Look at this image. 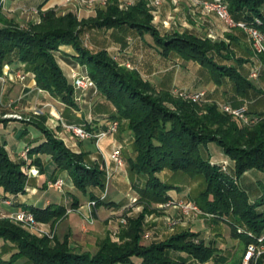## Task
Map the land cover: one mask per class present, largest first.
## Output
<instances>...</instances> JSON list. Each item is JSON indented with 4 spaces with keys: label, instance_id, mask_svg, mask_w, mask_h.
<instances>
[{
    "label": "trees",
    "instance_id": "1",
    "mask_svg": "<svg viewBox=\"0 0 264 264\" xmlns=\"http://www.w3.org/2000/svg\"><path fill=\"white\" fill-rule=\"evenodd\" d=\"M224 1L235 21L252 25L264 33V0ZM89 21L78 20L70 12L56 14L53 9H48L41 14L40 23L30 24L29 29L0 24V74L4 64H23L38 88L66 108L75 109L77 104L72 85L54 55L61 45H70L75 52L72 58L86 67L97 93L114 107L110 119L128 122L134 155L122 159L137 200L144 203L143 210L151 212L148 209L150 204L173 199L169 191L181 190V185L168 182L162 174L169 170L172 177L181 171L187 179H198L202 183L193 202L202 212L211 214L213 220L227 223L229 235L240 240L244 247L253 235L264 229V212L258 210L261 203L251 201L238 183V176L248 170L264 173V111L246 108L250 117L255 116L257 121L245 125L220 110L214 100L202 105L174 99L166 90L156 92L148 80L137 71L120 65L107 50L90 51L80 40V33L85 28L101 26H126L149 32L163 52L173 51L206 68L218 89L230 84L231 88L223 92L225 104L233 107L246 104V101L251 103L250 100H256L263 90L243 75L236 65L218 61L217 57H221L234 62L233 55L227 54V44H216L188 32L161 34L151 25V15L143 0L124 10L110 3L105 13L100 11L96 20ZM222 51L226 53L221 54ZM45 119L46 116L42 115L29 120L41 131L43 140L32 147L27 146L28 155H49L55 170L66 171L78 190L84 193L88 190L90 200L104 204L103 199L89 191L90 188L104 190V171L89 166L83 152L67 149L44 126ZM83 126L89 131L94 130L91 126ZM210 142L216 143L233 163L235 175H230L227 164L223 169V162L212 163L203 156L202 149ZM34 161L41 165L39 158ZM28 184L24 162L12 160L5 144L0 141V196L7 198L23 194ZM25 209L45 222H55L66 212L65 206L57 204L43 208L25 206ZM142 232L141 213L128 220L120 234V243L105 239L98 250L91 253L70 247L65 236L63 240L56 238L53 247L46 239L28 240L23 230L4 218L0 219V238L11 241L17 250L7 260L0 258V264H132L133 257H140V264H188L184 258L171 257L170 251L184 252L199 262L211 258L215 252V248L206 245L198 233L189 230L148 245L141 243ZM193 238L200 240L199 243ZM236 264H240V259Z\"/></svg>",
    "mask_w": 264,
    "mask_h": 264
},
{
    "label": "rangeland",
    "instance_id": "2",
    "mask_svg": "<svg viewBox=\"0 0 264 264\" xmlns=\"http://www.w3.org/2000/svg\"><path fill=\"white\" fill-rule=\"evenodd\" d=\"M138 1L140 0H134L132 3H130L129 0H73L71 2L73 5H75L74 7L72 4H70L71 6L66 5V7L63 6L61 8H49V9H53L56 12V14H65L67 12H70L74 14L78 20L84 19L86 21H89L90 19L96 20V18L98 17V13L100 11L105 13L107 5L110 3L111 4L114 3L118 6V9L124 10L131 6H134L135 4H137ZM143 1H144V6L152 12V17L153 16L155 17L154 21L158 22L157 26L160 28V30L166 31V32L168 31V33H173L174 30L176 31L181 30L180 28L182 27V23L186 22L187 26L191 25V29L193 30V32H197V33L198 31L200 32L202 31V33L204 32L205 36L202 35V37L209 39L211 42L216 43V44L217 43L225 44V45L227 44V48L229 50L227 54L229 56L233 55V58L235 59L234 62L232 60L223 59L221 57H217L218 61L224 64L232 63L233 65H236L243 75H245L250 81H252L256 85V87L263 90L262 94L256 96L257 99H256V102L255 101L253 102L252 108L253 109L257 108L259 111L262 108H264V106H262L264 105V69H263L264 54H257L253 50L249 37L243 31V29L239 27H235V26L230 27L224 21H222L214 12L205 11L202 8V4H201L203 0H159V3L157 4H151L148 0H143ZM219 2H221L222 4L226 6V9L229 15L233 19L231 13L228 10L227 3L224 0H219ZM4 3H5V0H0V24L2 25L12 24L14 26H19L20 28H23V29H29L30 24H39L41 21V14L44 11L48 10V9L41 10V8L31 7V8H26V9L21 8L18 11L17 10L10 11V9L6 10ZM81 7H85L87 9V12L92 15L88 17H80L79 9H81ZM183 9L187 10V13H186L188 14L187 16H189L190 20L192 19L193 23H195L197 26L192 25L188 20H186ZM198 25L200 26L198 27ZM123 27H126V26H123ZM205 27H207L206 30H205ZM111 29H116V27L101 26V27H96V28L94 27H91L88 29L85 28L83 29V31L84 30L85 31L84 32L82 31L80 33L79 38L83 42L84 46L90 49V51L95 52L99 50V48L107 47L109 45L112 39V36H110L111 33L108 31H110ZM63 45H67V44H63ZM225 53L226 51H222L221 54H225ZM55 54H56V51L54 52V55ZM236 59H239V62ZM240 60H242L243 62H240ZM20 65H21V68H23V64H20ZM193 66H196V65H193ZM3 67H2V70H3ZM124 67L128 70L137 71L134 65H127ZM191 70L194 71L195 70L194 67L191 66ZM254 71H256L255 76L251 75ZM69 74H71V71ZM5 76L9 79H13V77L11 76L8 77L6 73L0 76V78L5 77ZM141 77L143 78L142 75ZM196 79L198 80V82H203V84L205 85L207 81L210 80L211 78H210V74L207 71V69L202 68V69H199V72H196ZM153 87L155 88L156 92L160 90H165V89L157 88L155 86ZM230 88H231L230 84L226 83L225 86L223 85L219 89L211 93L208 92V90L204 91L203 92L204 94L198 100H195V101L190 100V99L181 98L177 96L173 91L174 89H179V90H189V89L172 87L170 90H166V91H168L170 93V97L174 99H180L183 101L200 103L202 105L208 104L214 100L217 102L218 107L221 110V106L225 104V101H226L225 92H223V90H229ZM39 89L40 88L37 87L38 92H44V90L40 89L39 91ZM88 89L92 90V96L97 94V90L95 88H88ZM86 90H84L81 93L80 91L73 89V98L77 104L75 109L63 107L65 105L60 101H59L60 102L59 104H61V106L63 105L62 108H66L64 111L68 113L76 114V113L82 112V108L80 106H81V101H82V95L84 92H86ZM151 94L155 96V94L153 93ZM79 95H81V99L78 101L75 100V97ZM47 105L50 107L51 111L49 112L48 115H45L46 119L44 122V126L51 132V134L56 139L60 140L67 149L75 153L83 152L86 156L85 162L89 166L93 168L97 167L99 170L104 171L105 185H104V190L102 191L103 193L100 196V199L101 200L105 199L106 189H108V185L111 180V172L107 170V168L105 167V164L103 163L101 159V155H102L105 162L106 161L109 162L111 160L110 159L111 150L107 146H105V144H102V141L106 139H103L101 141L100 145H98L99 149H97V145L95 144V139L93 137L81 140L73 136L72 132H70V130L66 127V125L75 124V123H69L65 121L64 119L65 117L63 116V113H62L63 111H57V108L53 106L52 103H49ZM94 105L95 103L93 100L90 103V107H88V108H91L89 109L90 111L93 109L91 111L92 114L89 113L90 120L93 121V124L94 122H97L93 118ZM241 106H244L245 108L248 109V106L246 105H241ZM34 111H35V114L31 116H35V115L42 116L37 110H34ZM12 114H16L17 116H20L17 113H12ZM12 114H10L11 117H13ZM13 118L29 119L23 116H20V118L19 117H13ZM32 119L33 118L31 117V120ZM237 120L240 123H242L239 119ZM118 122H119L118 130L115 134L117 133L120 134L121 138L126 139V140L121 145H116L113 149L120 148V150L123 152L124 157L132 156L134 155V153H133V148H132V137H131V132L128 127V122L124 119L118 120ZM88 124L90 123L85 122V124L83 125L89 126ZM83 127L86 128V126H83ZM96 130L98 129L96 128L93 131L96 132ZM86 140L88 141V143L85 142ZM112 141H113L112 137L108 136V142L112 143ZM98 150H99V153H101V155L98 153ZM27 152H28L27 148L24 147V149L19 154L20 160H17V161L22 160L24 162L25 174L27 175V177L30 178L33 174V172H31V165L34 164L35 162L34 160L38 157H36L35 155L30 156L28 155ZM202 154L207 159H209L212 163L225 162L227 164V170L230 173V175H235L233 163L224 155L222 149L216 143L214 142L208 143L206 147H203ZM50 166H48L46 169L47 175L51 174L52 170ZM117 168L121 171L122 176L125 177L124 179L130 182L131 177L127 170L126 164L123 162V166L117 167ZM57 172L60 173L62 172V170H58ZM35 174L37 175L38 171ZM58 174H56V176H54L53 179H51V181L48 182L47 189H44V190L36 189V191L33 194H31L30 200L26 199V201H28L27 203L29 202L39 203L40 206L44 205L46 200H51L53 202H57L60 204L61 203L68 204L69 206L67 208L65 207L66 212L63 216H61L55 222L40 221L33 216V222L24 223V222H20V221L9 218V215L11 213L10 212L6 214L0 213V219H4V218L8 219L11 223H13L14 226H17L19 229L23 230L25 233V237L28 240L46 239V241H48L49 246L53 247L55 244L56 238H59V240H63L65 236L66 238L65 240L70 247H73L75 249L84 248V247L93 249V250H90L91 253H94L96 250H98L99 245L105 239L109 238L113 242L120 243L121 242L120 234L126 228L128 224V220L131 218L138 217L141 213L143 214V222H144L143 232L141 235V238L144 240V242L142 243L143 245H148L151 243L147 241L151 236L150 229L153 228V226L149 225L151 220L153 221H155V219L161 220V227L163 228V230L166 231L167 233L173 234L178 229L185 228L183 226L190 225L191 223H193V221L200 219L202 220L204 224L208 223V226L206 224L207 233L198 232L200 238L204 240V243L208 246L209 245L213 246L215 248V251L218 250L216 246L218 247L223 246L225 250L224 253L231 256L232 260L235 261V264L238 261L240 250L242 248V243L238 240L234 241L235 239H233L229 235L230 227L228 226L227 223L222 222V221H215L212 219L211 214L202 212L201 210L199 212H190L189 214L184 215L182 214L180 210L175 209V208H171V209L162 208L159 206L160 203L150 204L151 206L148 209L152 211L145 212L143 210L144 203L138 202L137 195L133 196V195L128 194L127 195L128 202L126 201L127 202L126 205H124L121 210L119 209L116 212L110 211L106 219H104L105 217L102 218V220L104 219L102 221L103 223L105 222V224L106 223L109 224V225H106V228L108 227L110 231H106L107 229L105 228V226H102L104 231H102L101 234H98L100 238L96 241L95 245L89 242L88 243L83 242L82 234H84V232H81V233L79 232V234L81 235H77V237H74V238L72 237L71 234L63 235L62 230L65 229V226H62L61 230H59L58 232L60 222L66 217V214L69 211H74L78 207L79 202L80 204L85 203V200H84L85 194L84 192L78 190L74 186L72 179L69 177V180H71V182L69 181L70 182L69 185L72 188L71 190L74 191L73 193V191H71L69 189V186L65 183L66 181L64 179V176L61 177V176H58ZM171 174L172 173L169 170H164L162 177H167L168 179L167 181L172 184L173 183L180 184L181 190L171 189L169 191V194L171 196H176V197L181 196L179 198H173L174 200H182L183 202H189V201L193 202L196 194L202 189V183L200 182V180L198 179L195 180L191 178L187 179V175H185L181 171L174 173L172 177H171ZM59 178H63L64 183L61 186V188H57V187L54 188L55 186L53 185V182ZM43 179H44L43 181L45 182V178ZM127 181H126V184L129 186L130 184ZM238 183L246 191V194L248 195L251 201H254V202L258 201L261 203L260 205H258V210L264 212V173L256 169H251L238 176ZM87 193H88V190L86 194ZM16 196L7 197V198L11 200L12 204H16ZM76 198H79L80 201H76ZM89 201H92V200H89ZM12 204L6 205V206H11ZM0 205H5V204H2L0 202ZM100 205L102 204H96L95 202L94 205L89 206L87 203V209H88L87 215L88 216L87 218L85 217V219L88 223L95 224L97 221L101 220L100 217L97 215V211H96V209ZM81 214L82 215H80L77 212H73V213H70L67 217L68 225L71 224L72 228L73 227L75 228V231H78L79 225L83 222V213ZM187 230H188V227H187ZM218 236H220V238H218ZM193 239L194 241L198 243L200 241L195 238ZM214 239H216V241H214ZM2 240L5 242V245H3V248H2V253H4L5 251H8L9 249L14 250V252L17 250L16 246L11 241L5 240V239H2ZM8 244H11V246L8 247ZM20 261L21 260L19 259V262Z\"/></svg>",
    "mask_w": 264,
    "mask_h": 264
},
{
    "label": "crops",
    "instance_id": "3",
    "mask_svg": "<svg viewBox=\"0 0 264 264\" xmlns=\"http://www.w3.org/2000/svg\"><path fill=\"white\" fill-rule=\"evenodd\" d=\"M71 1L5 0L4 5L6 10L10 9V11H18L21 8L26 9L31 7H37L41 8V10H45L49 8H61L63 6L66 7V5L71 6ZM138 2H141V0ZM74 6L75 5H73V7ZM79 10L80 17H88L92 15L87 12V9L85 7H81V9ZM146 10L151 15V25L156 28L161 34L168 33V31L166 32L160 30V28L157 26L158 22L154 21L155 17H152V12L147 8ZM183 12L185 13L186 20H188L192 25L197 26L195 23H193L192 19L190 20V17L187 16V10L183 9ZM200 25H198V27ZM206 28L207 27H205V30ZM180 29L181 30L177 31L174 30L173 32H188L198 36H205L204 32L202 33V31H198V33L193 32V30L191 29V25L187 26L186 22L182 23V27ZM108 32L111 33L110 36H112V39L107 47L99 48V50H107L108 53L112 56V58L115 59L122 66L134 65V67H136L137 71L143 76V78L147 79L153 86L165 90H170L172 87L186 88L189 90L193 89L192 91L196 92H204L208 90V92L210 93L218 89L216 85L211 81V79L208 80L205 85L203 84V82H198V80L196 79V72H199V69L203 68L200 64L193 60L184 59L173 51H169L166 53L163 52L162 47L156 43L155 39L149 32H140L135 28L130 27L111 29ZM73 54H75V52L70 45H61L59 47V50L56 51L55 54V57L69 82L71 81L69 74L70 71H77L80 74L87 73L86 67L79 64L72 58ZM20 66L21 65L16 62L11 64H5L2 73L0 74V76H2L4 73H6L8 76L13 77V79H9L6 76L0 78V120L2 121L0 123V141L5 144V147L9 152V157L14 161L20 160L19 154L24 149V147H32L43 140V135L41 131L33 123H29L31 117L33 119L39 117L38 115L31 116L35 114L34 110H37L41 115H48L51 109L47 104L52 103L53 106L57 108V111H63L62 113L65 117V121L77 124L88 122L90 123L88 125L91 126L93 129L103 128L110 120V115L113 114L115 111L114 107L104 98L103 95L97 93L92 96V90L88 89L82 95V101L80 106L82 108V112L76 114L68 113L64 111L66 108H62L63 105L61 106V104H59L60 102L55 98L51 97L46 91L38 92L32 74L30 72L25 71L24 68H21ZM191 66L194 67V71L191 70ZM18 74H23L24 78L22 80L19 79ZM253 99L255 100V98H252L250 100L251 103H247L246 101V104L243 105L248 106V108L251 110L258 111L257 108H252ZM93 100L95 103L93 107V118L97 121L94 122V124L89 117V113H91L93 109L90 111L89 109L91 108H88L90 107V103ZM262 110L264 111V108H262L260 111ZM12 113H17L20 116L27 117L29 119L13 118L9 116V114ZM6 114L7 116H5ZM109 136L113 139L112 143H109L108 137H106V140H100L97 143V149H99L98 145H100L101 141L102 144H105V146H107L112 151L116 145H121L126 140L121 138V135L118 133H114ZM85 142L88 143L87 140ZM99 154L101 155V153ZM121 155L123 158L122 151ZM35 156L40 159L41 165H38L37 163L31 165V172H33V174L29 178V184L26 187L25 193L16 196V204L14 205H0V213L6 214L16 211L18 209H25V206H37L42 208L49 204L63 205L66 208L69 206L68 204H60L51 200H46L45 204L41 206L39 205V203H27L28 201H26V199L30 200L31 194H33L36 189H47L48 182L51 181V179H53V177L59 173L57 172L58 170H55L54 163L50 159L49 155L37 154ZM101 159L105 164L107 170L111 172V180L109 182L108 189H106V197L105 199H103L105 203L100 205L96 209L97 215L100 217L101 220L97 221L95 224H90L86 221L85 217L87 218L88 216L87 203L89 202L90 198L85 192V203L80 204L79 202L78 207L74 211H69L66 214V217L60 222L58 228L59 232V230H61V227L65 226V229L62 230V234H71L73 238L77 237V235H81L79 234V232H84V234H82L83 242H89L93 245H95L96 241L100 238L98 234H101V232L104 231L102 226H105L106 228V225H109L107 223L105 224V222H102L104 219H106L109 212H116L119 209L121 210L123 206L126 205V203L128 202V194L133 196L136 195L135 191L131 186V183L124 179L125 177L122 176L121 171L117 167H115V163L112 160H110L109 162H105L102 155ZM48 166H50L52 170L50 175L46 174V169ZM37 171L38 174L36 175L35 173ZM58 176H64V179L66 181L65 183L69 186V189L71 190L72 188L69 185L71 180H69L67 172L62 171L58 174ZM43 178H45V182L43 181ZM126 181L130 184L129 186L126 184ZM89 191H92L99 197L103 193L98 188H90ZM0 193H2L1 188ZM172 197L179 198L181 196ZM76 201H80V199L76 198ZM73 212H77L80 215H82L81 213H83V222L79 225L78 231H75V228L73 227V229L71 224L68 225L67 217L70 213ZM102 218L104 219L102 220ZM155 221L151 220L149 224L153 226V228L150 229L151 236L147 240L148 242L161 241L167 238L168 236L172 235V233H167L163 230V228L161 227V220L155 219ZM206 224L208 226V223ZM206 224H204L202 220L198 219L193 221V223H191L190 225L183 226L185 228L178 229L177 231H175V233L187 230V227L188 230L191 232L207 233ZM106 229V231H110L108 227ZM218 238H220V236H218ZM236 240L238 239H235L234 241ZM214 241H216V239H214ZM143 242L144 240L141 239V243ZM3 245H5V242L0 238V258L3 260H7L14 252V250L9 249L8 251L2 253ZM9 246H11V244H8V247ZM216 247L218 248V250L214 252L213 256L203 262H199L188 257V255L184 252L170 251V255L173 258H184L187 260L188 264H235V261L232 260V257L224 253L225 250L223 246ZM242 248L240 250L238 261L241 256ZM77 250L91 252L90 250L93 249L84 247L79 248ZM141 261L142 259L140 257L132 258V264H140Z\"/></svg>",
    "mask_w": 264,
    "mask_h": 264
},
{
    "label": "built area",
    "instance_id": "4",
    "mask_svg": "<svg viewBox=\"0 0 264 264\" xmlns=\"http://www.w3.org/2000/svg\"><path fill=\"white\" fill-rule=\"evenodd\" d=\"M71 1V0H66ZM134 0H129L132 3ZM151 4L159 3V0H148ZM202 8L205 11L214 12L222 21H224L230 27H239L243 29V31L248 35L251 46L253 50L257 54H264V33L261 32L258 28L248 25L242 21H235L229 15L226 6L219 2V0H203L201 2ZM71 83L74 90H78L81 93L88 88H95L94 81L89 77L87 73L80 74L77 71H71L70 74ZM251 75H256V71H254ZM8 76V75H7ZM10 77V76H8ZM19 79H23V74H18ZM40 91V89H39ZM174 93L184 99L190 100H198L204 93L196 92L192 90H179L174 89ZM76 95V94H75ZM81 95L76 96L75 100H80ZM222 111L230 114L233 118L239 119L244 124H250L257 121V118L250 117V115L246 112V108L244 106L233 107L230 104H223L221 106ZM10 115V114H9ZM7 116V115H6ZM11 116V115H10ZM13 117H19L16 114H12ZM119 122L115 119H110L107 124L98 130L89 131L81 124H67L66 127L72 132V135L83 140L87 138H94L95 144L100 140L105 139L109 135H112L117 132ZM110 159L115 163L116 167L123 166V159L121 155L120 148H115L110 153ZM226 163L223 162V169L225 168ZM63 179L59 178L53 182V185L57 188H61L63 185ZM0 202L5 205H10L11 200L9 198H2L0 196ZM95 201H89L88 205H94ZM162 208H175L182 212V214H189L190 212H199L200 208L194 202H183L182 200H174L170 199L159 205ZM9 218L24 222L31 223L33 222V214L26 209H18L10 213ZM238 231H241L240 229ZM264 264V229L257 235L252 236V240L248 242L242 250L240 256V264Z\"/></svg>",
    "mask_w": 264,
    "mask_h": 264
}]
</instances>
